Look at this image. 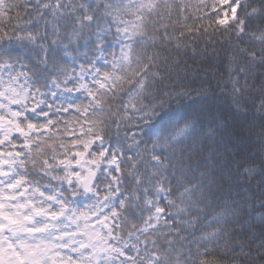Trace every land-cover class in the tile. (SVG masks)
<instances>
[{"label": "snow or ice", "instance_id": "6c2138e0", "mask_svg": "<svg viewBox=\"0 0 264 264\" xmlns=\"http://www.w3.org/2000/svg\"><path fill=\"white\" fill-rule=\"evenodd\" d=\"M209 7L0 0V264H264V0Z\"/></svg>", "mask_w": 264, "mask_h": 264}, {"label": "trees", "instance_id": "16d2710c", "mask_svg": "<svg viewBox=\"0 0 264 264\" xmlns=\"http://www.w3.org/2000/svg\"><path fill=\"white\" fill-rule=\"evenodd\" d=\"M179 2V0H177ZM186 3H189L193 6V8L190 10L189 15L195 19L197 16H204V15H212L215 16V11H213L209 7V11L205 13L202 9L199 11L197 10V6L201 5L202 3H206L209 6H211L213 3H215L214 0H185ZM219 7H227L226 5H218ZM185 18H181L179 24L177 23L175 17H173L171 23L172 25L176 27H181L184 24ZM207 23V21H206ZM213 27H216L215 23H213ZM211 31V29H209ZM205 41H207L209 38L205 37ZM228 39L226 36H221L219 32L216 33L215 40L212 41V44L215 46L218 56L215 59H205L203 56L194 57L191 52H189V55L187 56H181L180 60L183 64L187 65V68H184L183 66L181 69L177 70L179 71L180 75L174 80V83H179L181 81H184L186 83H191L193 87L199 88L201 84H203L204 88L199 93V95H193L187 99H185L182 104L183 106H193L195 108H201V107H207L209 105H214L217 103V100L214 96H219L220 93L216 92L213 93L211 91V88L217 87V81L214 79H211L212 76L220 77L223 75L222 72V65L226 62L224 58V53L228 51L227 46L220 47L221 44H224V42ZM199 48L203 50L205 48L204 42H201L199 45ZM209 54L212 52V47L210 46L208 49ZM175 76V72L173 73ZM226 79V77H224ZM209 83L211 84V88H209ZM222 86V82H221ZM221 104H223V100L220 101ZM175 107V106H174ZM260 127L259 124H251L245 126V130L241 133V139L245 142V147L249 149L252 153L260 151L259 148V134ZM241 183H243V180H241ZM237 191L242 192L243 189H234L233 194H235Z\"/></svg>", "mask_w": 264, "mask_h": 264}, {"label": "rangeland", "instance_id": "374dc122", "mask_svg": "<svg viewBox=\"0 0 264 264\" xmlns=\"http://www.w3.org/2000/svg\"><path fill=\"white\" fill-rule=\"evenodd\" d=\"M216 2V0H214Z\"/></svg>", "mask_w": 264, "mask_h": 264}]
</instances>
